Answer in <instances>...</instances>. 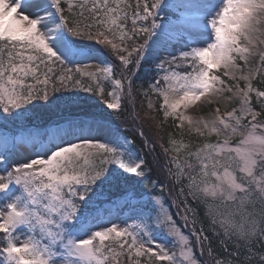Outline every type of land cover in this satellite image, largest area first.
Wrapping results in <instances>:
<instances>
[{
    "label": "snow or ice",
    "instance_id": "obj_1",
    "mask_svg": "<svg viewBox=\"0 0 264 264\" xmlns=\"http://www.w3.org/2000/svg\"><path fill=\"white\" fill-rule=\"evenodd\" d=\"M145 64L181 134L163 162L111 119ZM262 74L264 0H0V264H264ZM34 101L63 114L37 124Z\"/></svg>",
    "mask_w": 264,
    "mask_h": 264
},
{
    "label": "trees",
    "instance_id": "obj_2",
    "mask_svg": "<svg viewBox=\"0 0 264 264\" xmlns=\"http://www.w3.org/2000/svg\"><path fill=\"white\" fill-rule=\"evenodd\" d=\"M155 76V70L152 69L151 65H142L138 73V78H134V91L132 93V97L130 98L125 96L122 102V111L120 112L119 117L113 113L111 119L117 124H120L121 128L123 127L122 129H130V127L136 126L137 124L142 125L145 136L150 140L156 141L154 154L155 158H158L161 162H163L164 157L161 155V149L159 145L163 144L165 147H168L169 134L171 133L174 137H176L180 133L172 126V122L170 120L167 122L164 121L160 111L149 109L145 104L148 97H145L142 93L148 89L149 82H151ZM84 79L87 80V78ZM255 85L261 89H264V74L261 75L259 80H255ZM105 88L106 91L109 90V86L107 84L105 85ZM55 95L67 97L69 95H73V93L70 91H63L56 93ZM75 96L77 97L75 100V106L79 108H84L95 114H103L105 116L108 114V112L112 111L106 109L104 102L93 93H85L77 89L75 90ZM150 99L153 104H159V99L154 95L150 94ZM33 103L36 105V107L32 112H29L28 115L37 124H47L50 120L57 119L60 116L59 114H63L62 112L56 110L55 105H49L47 107L42 106L47 105V102L34 101ZM63 106L64 105L61 104V108H63ZM6 115L8 114L0 115V122L4 120V116ZM133 115L138 117L136 122H133L132 120ZM126 134L132 139L134 150L140 156L144 157L151 165L154 156L153 154L149 153V150L144 143V138L135 135L130 130L126 132ZM184 134L187 135L186 130ZM191 137L196 140L195 136ZM155 178L156 172L154 170L153 179ZM146 183L147 182H145V184ZM205 227H207V225H205ZM213 247L216 249L217 253H222L224 251V249L219 246L217 240L215 239H213ZM230 249H232V247Z\"/></svg>",
    "mask_w": 264,
    "mask_h": 264
},
{
    "label": "rangeland",
    "instance_id": "obj_3",
    "mask_svg": "<svg viewBox=\"0 0 264 264\" xmlns=\"http://www.w3.org/2000/svg\"><path fill=\"white\" fill-rule=\"evenodd\" d=\"M237 62L240 63V61H237ZM88 63H89V64H93V65H95V64L98 63V61H96V60H90V61H88ZM258 64H259V57L257 56L256 59H254V60L251 61V65H250V67L255 68ZM248 70H249V68L246 67V68L244 69L245 73H247ZM228 82H229V83H232L231 81H228ZM253 83H254V85H255V80L253 81ZM241 86H243V85L241 84ZM148 102H149V97H148L147 101L145 102L146 106H148ZM237 106H238V102H234L233 104H230L228 107H229V108H232V107H237ZM222 111H223V108H222ZM207 112H208V110L205 109V110H202L199 114H200V115H206ZM190 114H195V113H190ZM59 115H62V114H59ZM59 115H57V116H59ZM55 118H57V117H55ZM185 130H186V129H185ZM125 134H126V133H125ZM85 135H87V133H85ZM92 135H93V136L99 135V136L103 137V134H102V133H100V134L93 133ZM129 138H130V137H129ZM175 138L180 139V138H181V134L177 135ZM183 139H185L186 141L189 140V139H191L193 142L196 141L194 138L189 137V136H187V135H185V134L183 135ZM213 139H215V138L213 137ZM130 140L132 141L131 138H130ZM177 199H180V197L177 196ZM173 211H175V209H173ZM185 231H186V230H185ZM227 247H228V249L231 251V250H235V248L237 247V245H236L234 242H232V241H228V242H227ZM231 247H232V249H230ZM177 251H178V250H177Z\"/></svg>",
    "mask_w": 264,
    "mask_h": 264
}]
</instances>
